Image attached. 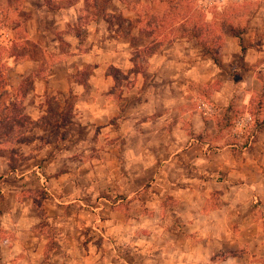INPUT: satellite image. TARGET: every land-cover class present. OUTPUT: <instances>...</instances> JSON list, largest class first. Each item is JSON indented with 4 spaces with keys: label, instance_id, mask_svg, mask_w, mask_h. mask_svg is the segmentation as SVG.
<instances>
[{
    "label": "rangeland",
    "instance_id": "obj_1",
    "mask_svg": "<svg viewBox=\"0 0 264 264\" xmlns=\"http://www.w3.org/2000/svg\"><path fill=\"white\" fill-rule=\"evenodd\" d=\"M38 1L50 12L59 7L67 9L74 6L76 20L67 17L74 27L65 26L56 32V39L53 35H35L32 14L37 10ZM139 1L136 4L135 0H129L127 5L130 8L116 0H0V93L7 92L0 115L6 112L22 115L18 124L9 121L0 123V139L3 140L0 143V239L21 241L28 234H35L41 240L37 241V245L43 248L45 259L54 260L53 253L66 238L72 236L84 246L88 240L100 236L98 230L102 232L104 227H100L101 222L97 220L101 216L107 217L118 201L123 203L133 199L143 203L134 208L123 203L120 212L147 216L148 212L157 214L158 209L157 206L144 208L146 201H160L162 208L167 210L180 198L177 192L149 189L150 181L155 180L156 171L163 165L161 133L159 126L144 128L138 125L159 123L157 118L161 114L162 101L172 99L169 93L159 88L160 85H156L152 111L149 114L142 110L143 96L150 88L148 60L156 48L152 44L153 39L158 38L128 33L138 24L137 21L144 22L139 24L140 27H145L143 24L147 21H153L155 12L167 14L176 9L193 14L184 26L177 25L181 31L195 29V15L200 19L203 16L207 22L208 14L212 13L214 30L211 39L206 41L213 47V54L219 63L226 47V34H240L238 44L241 52L244 50L242 39L245 27L254 19L258 2L183 0L178 1V9L176 2L169 3L167 0ZM99 7L110 13L106 14L109 22L100 16ZM39 19L40 24L48 25L41 14ZM95 22L104 25V42L117 39L132 47L127 60H120L119 65L111 66L106 60L102 63L104 76L110 78L104 81L95 76L97 57L88 51L90 41H99L96 32H89ZM223 23L236 28L223 32ZM119 29L120 33H117ZM259 35L264 36L263 33ZM74 36L76 40H71ZM175 37L187 40L189 46H185V50L195 54L194 39L177 34L170 38ZM73 41H77L78 50L73 55L80 58L69 54ZM87 57L88 60L83 62L82 59ZM62 59L72 61L67 74L68 85L49 91L44 82L55 71L54 64ZM128 59L132 62L131 67ZM60 72L63 74V71ZM18 73L23 77L21 80L17 78ZM136 73L144 75L145 80L139 93L134 95L131 90H134ZM257 77L261 90L252 100L253 104L250 103L249 111L245 112L237 106L231 113L224 114L213 106V111L206 114L199 104L204 101L209 103L207 96L217 87L214 83L200 90L201 98L195 100L194 92L193 97L184 101L191 108L184 115V121L195 123V106L201 117H213L217 123H240L247 115L253 123L261 121L258 119L261 108L258 107H262V102L258 99L260 93L264 95V77ZM35 80L43 82L38 95L32 93ZM18 81L20 84H17ZM97 85L102 89L100 97L96 95ZM30 103H37L35 107L40 111L29 108ZM135 110H139L136 117L133 115ZM13 116L10 115V118ZM176 119L177 115L170 114V123ZM127 166L134 175L130 185L126 183V175H123L128 174ZM115 217L118 219V215ZM28 225L30 229H25ZM8 242L4 241V244ZM258 261L264 262V259Z\"/></svg>",
    "mask_w": 264,
    "mask_h": 264
},
{
    "label": "crops",
    "instance_id": "obj_2",
    "mask_svg": "<svg viewBox=\"0 0 264 264\" xmlns=\"http://www.w3.org/2000/svg\"><path fill=\"white\" fill-rule=\"evenodd\" d=\"M256 1L254 19L246 25L242 39L244 50L241 52L238 37L226 34L219 66L196 42L195 54L185 50L189 42L182 38L159 42L151 35L157 24L151 32L145 27L141 30L139 24L131 30L132 36L153 37L152 44L158 47L148 60L150 88L143 96V112L150 114L153 109L154 86L160 85L172 97L162 101L159 123L138 124L144 128L159 126L161 133L163 165L156 171L155 180L150 181L149 189L177 192L180 196L177 203L164 210L160 201H146L144 208L157 206V214L137 216L120 209L123 203L132 208L143 203L133 199L118 201L107 217L97 220L104 230H98L100 236L96 239L88 240L84 246L72 236L63 244L60 242L61 247L53 253L57 263L52 258L53 261L45 259L35 234H28L21 241L0 239V264H264L258 261L264 259V95L260 93L258 99L262 102V107H258L261 108L258 123H217L213 117H201L196 106L195 123L184 121V115L191 109L184 101L193 97L194 92L195 100L201 98L200 90L214 83L217 87L207 96L209 103L204 101L212 108L224 114L237 106L245 112L251 108L250 103L261 90L257 76L264 77V36L259 35L264 34V0ZM36 9L32 15L37 36L53 35L56 39V32L65 26L74 27L71 22L76 20L74 6L50 12L39 2ZM39 14L48 25L40 24ZM213 19V14H208L209 24ZM102 24L95 22L89 30L98 34L99 41H90L88 51L97 57L95 76L104 81L110 78L104 76L102 63L106 60L111 66L119 65L120 60H127L132 47L117 39L104 42L106 30ZM232 28L236 27L221 24L223 32ZM71 40H76L75 36ZM76 44L77 41L71 43L69 54L78 58L73 55L78 53ZM128 62L131 67V60ZM71 64L69 59L54 64L55 71L44 82L49 91L68 85ZM17 78L23 77L18 73ZM134 78L131 92L136 95L145 76L136 73ZM42 83L33 82L34 95L39 94ZM95 91L99 97L103 94L99 85ZM35 106L37 103L29 104V108L36 109ZM36 110L39 112L40 108ZM135 112L134 117L139 115V110ZM172 113L177 115L174 123L169 120ZM172 147L178 150L173 151ZM127 171L123 175L130 185L134 175L128 166ZM25 229H30V225Z\"/></svg>",
    "mask_w": 264,
    "mask_h": 264
},
{
    "label": "trees",
    "instance_id": "obj_3",
    "mask_svg": "<svg viewBox=\"0 0 264 264\" xmlns=\"http://www.w3.org/2000/svg\"><path fill=\"white\" fill-rule=\"evenodd\" d=\"M93 1L97 2L98 0H93ZM116 1L121 2L122 5H124V6L125 5L129 6V5H127V2L129 0H116ZM157 1L162 2V0H157ZM167 1L169 3H175L176 2L175 6L178 7V3H179L178 1L182 2L183 0H167ZM139 2H140L139 0H135L136 4H138ZM97 8H98V5H97ZM179 8L180 7H178V9ZM94 9H96V8H94ZM99 9L101 11L100 16L102 15L101 16L102 19L106 22H109L107 20L108 17H106V14L107 13L110 14V13L103 8L99 7ZM193 16H194L193 14L188 15L187 11L184 13H181V11H178L176 9H174L172 12H168L167 14H165V13L160 14L159 12H155L154 20L149 21V22L147 21V23L143 24V25H145V28L147 30H149V32H151L153 30V27H154L153 25L157 24V26H155V29L151 32V35H153L154 37H157L160 40L159 42H161V43L164 42L163 40H170L171 39L170 37L175 36V34H177L181 37H184V36L191 37L205 51V53L209 55V57L211 58L213 63L216 66H219L218 60L215 57V55L213 54V50H214L213 47H211L208 44V42L206 41L208 39H211V36H212L211 32L214 30L212 28L213 27L212 24H209L208 22H206V20L204 19L203 16H201V19H200V18H197V16L195 15V29H192L191 31H181L180 29L177 28V25L179 27L180 24H182L184 26L185 22L190 21ZM137 23L142 24L144 22L137 21ZM140 29L142 30L143 27H140ZM166 30H168V31L166 32ZM232 30H234V29L232 28ZM117 33H120V29H119V31H117ZM130 34H131V30L128 33V35H130ZM234 36H236V35H234ZM236 37L239 38L240 34H238ZM175 38H178V37H175ZM157 49H158V47H156L153 50L151 55H153ZM1 81L2 80H0V83H1ZM6 94H7V92L3 91V93L0 95V107L4 106L3 98ZM12 114H14V116L12 118H10V115H12ZM21 116L22 115L20 113H17V112H14V113H12V112L7 113L6 112V114L0 115V123H8V121H9L11 123H17L18 124L19 123L18 120L21 118ZM256 123H258V122H256ZM3 137L6 138V135H4ZM2 142H3V140L0 139V143H2Z\"/></svg>",
    "mask_w": 264,
    "mask_h": 264
},
{
    "label": "built area",
    "instance_id": "obj_4",
    "mask_svg": "<svg viewBox=\"0 0 264 264\" xmlns=\"http://www.w3.org/2000/svg\"><path fill=\"white\" fill-rule=\"evenodd\" d=\"M199 106H200V108L207 114V113H211L213 110H212V107L209 105V104H207V103H205V102H201L200 104H199ZM251 121V118H250V116H246L243 120H241L240 121V123H238L239 125L241 124V123H246V122H250Z\"/></svg>",
    "mask_w": 264,
    "mask_h": 264
}]
</instances>
